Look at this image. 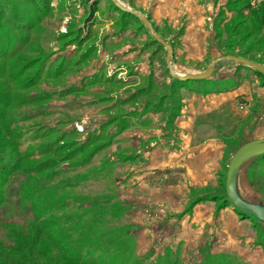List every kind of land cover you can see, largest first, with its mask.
<instances>
[{
	"label": "rangeland",
	"instance_id": "374dc122",
	"mask_svg": "<svg viewBox=\"0 0 264 264\" xmlns=\"http://www.w3.org/2000/svg\"><path fill=\"white\" fill-rule=\"evenodd\" d=\"M0 2L6 9L0 27V216L20 226L42 215L40 202L57 205L61 215L79 208V215L86 214L79 234L95 244L81 252L84 260L264 264V224L242 218L223 199L231 157L264 137L260 74L223 61L206 81H176L169 75L166 50L111 0ZM117 2L148 18L171 47L175 73H201L227 56L264 66V25H257L264 18V11L258 14L264 0H194L161 9L156 0ZM21 17L27 24L17 29ZM233 88L241 92L240 125L234 132V117L215 118L218 137L227 139L215 183L180 189L167 183L161 191L164 180L179 178L167 175L154 179L156 191L139 188L136 180L151 143L160 140L157 164L165 167L159 168L179 163L173 120L184 98L191 91ZM206 122L198 125V134L217 137L216 126L212 130ZM237 190L243 201L264 207V156L241 166ZM16 230L29 234L26 248L7 252L11 259L0 257V264L25 262L30 243L37 252L49 248L42 235L34 244V230ZM4 233L0 227L7 246ZM100 244L104 250H94Z\"/></svg>",
	"mask_w": 264,
	"mask_h": 264
},
{
	"label": "crops",
	"instance_id": "0c3cea01",
	"mask_svg": "<svg viewBox=\"0 0 264 264\" xmlns=\"http://www.w3.org/2000/svg\"><path fill=\"white\" fill-rule=\"evenodd\" d=\"M193 1L194 0H156L155 6L159 3V8L160 6L166 5L170 8L177 6L178 4L186 5L190 3L191 5ZM240 97V88H233L220 93L206 95L191 94L187 98H184L182 109L174 120V126L176 127V133L178 135L176 143L179 148H176L177 151L175 154L178 155L175 157L177 158L180 155V158H178L179 163L177 166L174 165L169 168H159L165 167V165L158 166L157 164V155L159 151L157 146L160 143V140H156L145 150V155L149 157V159L147 158L148 161L146 160L147 162L143 164L140 170V176L138 177V180H136L137 186L142 189L144 188L145 190H155V187L151 186L154 179L160 176L167 179V175H174L179 178L171 182H166V180H164L162 187H158L162 188L161 191L168 189V187L165 186L167 183H169V185L171 184L170 186H172V188L174 187L173 185H177V188H187L188 186L206 187L209 184L213 185L216 176L223 168L224 149L227 142L225 137H222L221 135L218 137L219 133L217 131V125H215V118L216 116H222L225 113L234 117L236 122L235 124H232L231 129L236 132L240 125ZM202 121H207L209 123L208 126L212 130H214L216 126L214 131L217 137H204V133L198 134L200 133L197 131L199 128L198 125L202 123ZM226 133H228V127L226 128ZM123 135H125L124 137H126V139L130 140L133 137L131 134L129 135V132H125ZM142 139L147 138H144L143 136ZM261 139L262 140L260 141H264V137ZM167 155L170 156L169 154ZM150 156L154 158H150ZM171 159L169 161L177 160ZM126 169H130L129 164L126 165ZM184 177L193 181H189L190 183L185 185V182L181 181Z\"/></svg>",
	"mask_w": 264,
	"mask_h": 264
},
{
	"label": "trees",
	"instance_id": "16d2710c",
	"mask_svg": "<svg viewBox=\"0 0 264 264\" xmlns=\"http://www.w3.org/2000/svg\"><path fill=\"white\" fill-rule=\"evenodd\" d=\"M263 11H264V8L262 11L261 10L258 11V14L259 12L262 13ZM5 13H6V9L4 6H2L0 2V27H1V20L3 19V17H5ZM17 20H19V25H20V26L19 25L17 26V29H19L18 27H25V25L27 24L24 21V18L22 17L18 18ZM257 25H258V28L263 27L264 18L262 16L260 17V19H258ZM2 29L4 32L5 26ZM22 32L25 33V31H22ZM14 39H15V36L13 35L12 40L14 41ZM0 40L3 41V36L2 37L0 36ZM184 88L185 86H183V89ZM211 93H216V92L214 91L212 92L191 91L188 96H190L191 94L206 95V94H211ZM217 93H220V92H217ZM176 117L177 115L175 116V118ZM130 157L132 156L130 155ZM129 160L131 159L128 158L127 161ZM52 199L58 200L57 198H54V197ZM223 199L225 200V197H223ZM0 201H1L0 206H3L4 201L2 200ZM37 207L42 212V215L40 217L33 216L32 217L33 220L31 221L27 220L25 223L23 222V224H21L20 226H16V224L7 222L8 220L7 218L5 219L4 215L0 216V227H2V229L4 230L5 237L9 241V245L6 246L4 242L0 239V249H2L1 254H0L1 258L11 259L10 254H8L7 252H11V251L20 252L21 250L26 248L24 245L26 243L25 241L29 239V234L27 233L25 234V232H22L23 233L22 234L21 230L18 233L15 232L17 231L16 229L21 228L29 232H31V230L35 231V235L32 239L36 241V243L34 244L39 243L40 240H38V238H40V236L42 235L44 240L47 241L50 246L49 248L43 246L37 252L34 250V247H33L34 245L30 243V248L28 251V255H27L28 257L26 258V261L21 263L20 260H18V261L13 262L14 264H26V263L36 264L37 261H40V260L42 261V259H46L45 264H47V262L48 264H59V262L61 264H113L109 259L111 256L107 257V259L104 258V260L102 261L98 259H91V258L88 260H84L82 258L81 252L84 251V249L86 248L92 249V247L95 244H89L90 241L85 240L79 234L80 229H78L77 226L80 224H83L82 220L83 218L86 217V214L79 215L80 214L78 212L79 208H76L77 210L75 211L69 210L71 213L69 215H64V214L61 215L60 210L57 205L54 206L51 204H42L41 206V202H40L37 205ZM3 220H5L6 222L4 223ZM78 240H82V241H78ZM62 243H67V245L66 244L63 245ZM94 250L102 251L104 250V246L100 244L99 246L95 247ZM49 252L54 253L52 257H48ZM104 254L108 255L107 251H105ZM39 263L42 264V262H39Z\"/></svg>",
	"mask_w": 264,
	"mask_h": 264
},
{
	"label": "water",
	"instance_id": "95a60500",
	"mask_svg": "<svg viewBox=\"0 0 264 264\" xmlns=\"http://www.w3.org/2000/svg\"><path fill=\"white\" fill-rule=\"evenodd\" d=\"M111 2L115 7H117L122 12L131 14L134 17H136L139 21H141L144 28L149 31L154 41L157 42L160 46H162L166 50V64L169 69V75L172 79L182 82L206 81L210 79L212 74L216 71L215 65L223 61L234 62L238 64V66L247 67L261 74L264 77L263 65L252 62L250 60H246L239 57H233V56H227L218 59L217 61L212 63L205 71L201 73L186 74V75L175 73L173 72L170 62L171 54H172L171 47L152 30V27L148 22V18L139 14L136 11L121 6L117 2V0H111ZM261 156H264V141H255L249 143L243 146L242 148H240L238 151H236L231 157L227 168L224 191H225V201L227 202L231 210L241 215L242 218L247 217L264 224V207L260 205H252L243 201L237 190V175L241 166L244 163L252 159L259 158Z\"/></svg>",
	"mask_w": 264,
	"mask_h": 264
}]
</instances>
